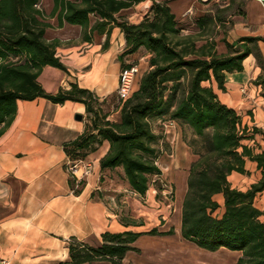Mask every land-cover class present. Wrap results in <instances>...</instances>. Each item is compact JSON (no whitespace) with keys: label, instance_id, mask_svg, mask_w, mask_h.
<instances>
[{"label":"trees","instance_id":"trees-1","mask_svg":"<svg viewBox=\"0 0 264 264\" xmlns=\"http://www.w3.org/2000/svg\"><path fill=\"white\" fill-rule=\"evenodd\" d=\"M144 1L53 0L51 16L57 17L59 26H81L86 40L90 39L87 30L92 16L97 21L91 34L118 26L126 40L119 56L122 69L131 65H124V59L141 48L150 55L149 70L138 89L122 103L120 120L111 122L109 114L92 107L95 99L91 92L72 85L71 90L61 89L53 95L39 83L46 66L66 70L56 56V44L46 41L45 32L51 25L38 8L40 0H0V126L12 122L19 100L84 103L94 115L92 127L66 145L68 158L84 160L96 145L108 141L110 147L100 161L101 169L122 168L133 192L144 197L150 178L162 174L157 161L165 143L149 120L167 118L180 123L190 131V137L185 135L184 139L195 156L183 202V237L211 252L221 248L242 252L236 264H264V212L255 206L257 195L264 191V150L256 143V136L264 142V131L245 124L241 115L219 101L213 87L204 85L215 82L225 92L226 73L242 71L243 61L253 53L249 44L260 39L246 37L236 45L222 39L229 52L218 54L214 38L184 35L167 2H154L138 24L116 17ZM218 21L223 23L209 13L196 23L205 30L207 24ZM199 41L203 44L198 45ZM256 148L261 151L256 152ZM248 160L256 163L260 180L246 191L233 188L229 176L247 174ZM219 195L222 204L217 200ZM149 234L159 232L153 229ZM141 235L106 232L99 246L71 238L68 259L55 264H122L128 252L138 250L133 245Z\"/></svg>","mask_w":264,"mask_h":264},{"label":"crops","instance_id":"crops-1","mask_svg":"<svg viewBox=\"0 0 264 264\" xmlns=\"http://www.w3.org/2000/svg\"><path fill=\"white\" fill-rule=\"evenodd\" d=\"M155 2L168 3L184 34L195 35L199 30L197 20L212 13L195 0ZM243 5V13L235 15V23L223 39L230 45L246 37L260 40L249 44L253 53L243 61L242 71L226 73L225 92L219 90L215 82L204 85L213 87L219 101L241 115L245 124L263 127L264 7L259 0H245ZM253 5L261 9L260 18L251 15ZM53 7L52 0L51 12ZM127 10L116 17L119 19ZM46 21L51 25L45 32L46 41L56 44V56L66 70L46 66L38 77L39 83L53 95L61 89L71 90L72 85L87 90L94 95L92 107L107 114L106 101L117 92L123 68L119 56L126 46L124 33L113 24L104 33L91 34L90 29L97 21L92 16L87 30L90 39L86 40L85 31L79 25L65 23L60 27L57 17H52L51 13ZM188 24L190 29L186 27ZM216 42L218 54H228L226 44L221 40ZM143 51L146 50L141 48L124 59L127 65L142 56L135 80L137 89L149 70L150 55L147 51L143 55ZM251 108L253 118L246 113ZM78 116L82 119L77 120ZM111 117L108 115V119ZM93 118L84 103L55 104L37 98L17 101L12 122L7 127L0 126V264H55L68 259L71 238L99 246L104 233L126 231L142 235L133 245L138 250L128 252L122 264H236L242 252L226 248L211 252L182 235L183 202L188 191L189 168L195 159L184 139L187 128L172 121L164 134V141L172 145L173 153L168 155L172 160L168 164L164 162L165 169L160 166L162 175L159 177L167 180L165 170L173 177V202L169 205L166 196H158L168 191L164 180L159 179L160 182L149 187L143 197L133 192L122 168L101 169L100 161L109 151L108 141L88 153L86 161L92 164L93 172L77 186L67 170L65 147L90 131ZM261 147L264 150L263 141ZM160 158L159 163L163 164L162 156ZM245 169L247 174L229 176L233 188L246 191L260 180L261 172L256 163L248 160ZM149 198L161 212L170 208L162 221L157 220L151 228L138 221L146 214L141 210L145 209L141 201L148 202ZM217 200L223 203L221 195ZM255 206L264 212V191L257 195ZM153 229L159 234H149Z\"/></svg>","mask_w":264,"mask_h":264},{"label":"rangeland","instance_id":"rangeland-1","mask_svg":"<svg viewBox=\"0 0 264 264\" xmlns=\"http://www.w3.org/2000/svg\"><path fill=\"white\" fill-rule=\"evenodd\" d=\"M157 1H163V0H157ZM199 3H201V5L205 6L204 9L207 11H212V13L210 14H214L217 16L218 20L221 19L222 20V24L218 21L217 24H207L205 30H201L199 29L194 36L196 37H200L201 35L206 36V37H212L214 38L216 41H220L223 38H227L228 36V32L229 30L233 27V24L235 23V15H241L244 11V2L245 0H226V1H220V0H204V2L202 3L201 0H195ZM155 2V0H146L134 7H132L131 9L125 11L122 13V16L119 18H123L125 20H127L129 23L131 24H138L140 23L144 18L145 15L148 13L150 7L153 5V3ZM51 8H52V0H40V9L43 10V12L45 13L46 16H48L51 13ZM251 15L256 16L257 18L261 17V9L259 7H257L256 5L252 6L251 9ZM191 25L188 24L186 25V27L188 29H190ZM184 35H191V34H187L185 33ZM203 41H200L198 43V45H201ZM146 54V51H143V55ZM142 56H138L136 58H134L132 60V65H138L140 63V59ZM149 60V59H148ZM140 79V77H139ZM136 83L134 85L133 90H136ZM264 98V95H263ZM107 114L112 115L113 117L110 118L111 122H117L120 120V114H121V108H122V101H120L118 99L117 96V92L114 93L112 96H110L107 101ZM262 106L264 107V102L262 101ZM263 112H264V108H263ZM247 115H250L252 118L254 116L253 113V108L249 109L247 112ZM263 116V120H264V113H262ZM158 120H161L160 122H157ZM167 118H163V119H150V125L152 127V129L157 133V134H161L164 136L165 134V129L163 127V123L164 121H166ZM255 125H249V127H254ZM257 127V126H255ZM261 130L264 131V126L263 127H257ZM185 135L187 137H190V131L189 129H186L185 131ZM258 141V142H257ZM261 142H262V138L260 136L256 137V143L259 144L261 146ZM250 146H255V143L253 142H249L248 143ZM262 148V147H261ZM160 150V149H159ZM263 150V148H262ZM256 152H260L261 150L257 149L255 150ZM173 150H172V145H168L167 143H164L162 146V150H161V156H162V161L163 164L159 163V160L161 158L158 159L157 164L160 166H162L165 169V163H169V161H171L172 159L168 157V155H172ZM160 156V157H161ZM165 162V163H164ZM165 176L164 178H166L167 180L165 181L162 177H151L150 178V187H152L153 185H156L159 181V179L162 182L167 183V189L168 191L166 192V195L164 194H160L158 196H166V201L168 202V204H172L173 199L171 198L173 196V177L170 178V176H168L167 171L165 170ZM116 175L119 177V173L118 171H116ZM162 175V174H161ZM125 178V175H124ZM126 179V178H125ZM151 193H150V198H151ZM149 198L150 201L146 202V201H140L142 202V206L145 207L141 208V210L145 211V215H143L140 219H138V221L143 225L148 226V228H151V225L156 222L157 220L162 221V217H165L166 214L169 212L170 208L168 207V209H164L162 212L159 211L160 207H157L155 205V203L153 202V200H151ZM159 199V197H158ZM160 203V200H159ZM154 205V206H153ZM172 209H174V206L171 207ZM175 213H172V215Z\"/></svg>","mask_w":264,"mask_h":264},{"label":"built area","instance_id":"built-area-1","mask_svg":"<svg viewBox=\"0 0 264 264\" xmlns=\"http://www.w3.org/2000/svg\"><path fill=\"white\" fill-rule=\"evenodd\" d=\"M204 1V0H203ZM264 7V0H259ZM40 8V6H38ZM139 75L138 65H130L121 70L119 75V85L117 88L118 99L122 102L128 100L133 94L135 80ZM173 122H164L163 127L165 131L172 126ZM67 170L71 178L76 182L77 186L81 185L84 180L93 172V166L86 159L71 160L68 158ZM135 193V192H134Z\"/></svg>","mask_w":264,"mask_h":264},{"label":"water","instance_id":"water-1","mask_svg":"<svg viewBox=\"0 0 264 264\" xmlns=\"http://www.w3.org/2000/svg\"><path fill=\"white\" fill-rule=\"evenodd\" d=\"M81 119H82V117H81V116H78V117H77V120H81Z\"/></svg>","mask_w":264,"mask_h":264}]
</instances>
